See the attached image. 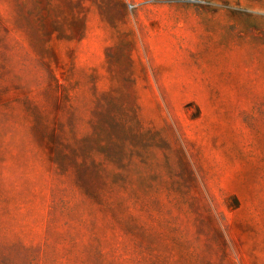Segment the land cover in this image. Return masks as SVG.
<instances>
[{
    "label": "rangeland",
    "instance_id": "1",
    "mask_svg": "<svg viewBox=\"0 0 264 264\" xmlns=\"http://www.w3.org/2000/svg\"><path fill=\"white\" fill-rule=\"evenodd\" d=\"M0 264H264V0H0Z\"/></svg>",
    "mask_w": 264,
    "mask_h": 264
}]
</instances>
